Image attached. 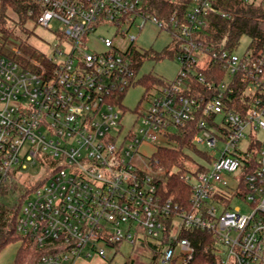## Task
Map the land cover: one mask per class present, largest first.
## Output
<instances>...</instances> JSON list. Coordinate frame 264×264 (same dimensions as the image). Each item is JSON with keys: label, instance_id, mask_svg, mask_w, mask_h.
Returning <instances> with one entry per match:
<instances>
[{"label": "built area", "instance_id": "obj_1", "mask_svg": "<svg viewBox=\"0 0 264 264\" xmlns=\"http://www.w3.org/2000/svg\"><path fill=\"white\" fill-rule=\"evenodd\" d=\"M29 1L28 14L59 42L51 55L40 52L42 59L15 46L13 55L0 50V197L7 183L33 186L16 230L44 251L37 264L106 259L123 242L153 248L168 264L178 252L188 264L194 247L183 232L189 229L213 235L217 264H264V137L258 135L264 131V39L243 55L197 41L211 10L231 17L218 8L221 0H190L183 17L163 18L145 0ZM152 17L178 43L181 68L174 80L155 86L149 105L126 128L121 94L139 79L132 53L137 36L128 33ZM111 27L128 35L130 45L121 50L115 35H99L105 49L89 51L92 35ZM199 53L207 56L205 65ZM210 65L214 78L207 79L197 67ZM194 80L205 93H189ZM192 122L194 142L211 159L205 169L197 164L183 174L192 188L188 210L164 197L156 176L135 157L160 137L172 142Z\"/></svg>", "mask_w": 264, "mask_h": 264}, {"label": "trees", "instance_id": "obj_2", "mask_svg": "<svg viewBox=\"0 0 264 264\" xmlns=\"http://www.w3.org/2000/svg\"><path fill=\"white\" fill-rule=\"evenodd\" d=\"M190 0H145V6L149 12L158 18L169 17L173 13L183 17ZM29 0H0V50L13 55L8 40L14 34L8 22L10 19L22 30H26V22L36 21V15H29L31 8ZM218 8L231 14L230 18L221 17L217 11L211 10L207 16V21L203 28L194 34V38L200 41L203 46L211 49H235L243 35L251 38V43H261L264 39V0H221ZM15 17V18H14ZM20 49V47H18ZM21 50V49H20ZM29 51V49H26ZM35 54V51H32ZM179 52L178 43L167 47L163 52L145 51L143 54L136 49L132 50L133 57L138 69L144 56H152L161 59L167 56H177ZM20 59V57H17ZM207 79L214 78V65L208 68L197 67ZM166 81L154 75H146L137 80L136 84H144L146 93L155 86L165 84ZM189 93L192 96L205 93L203 84L192 81ZM121 99L126 94H121ZM123 108L126 107L123 105ZM198 129L195 123H189L185 128L171 135L173 146H159L151 157V167L159 172L165 171L163 178L157 177V184L164 197H173L175 201L187 208L191 207L192 188L183 177L187 170L186 162H196L189 151H195L206 161H210L211 156L198 148L194 142V137ZM202 164L200 169H205ZM177 169V171H175ZM33 190V186L28 184L19 185L16 182L7 183L2 190L0 197V251L11 241L21 242L18 255L13 264H37L43 250L37 243L29 238L21 236L16 230L17 220L25 198ZM183 235L191 240L194 247L193 257L188 264H217V256L213 251L214 239L211 233L205 230L189 229ZM124 264H129L125 262Z\"/></svg>", "mask_w": 264, "mask_h": 264}, {"label": "rangeland", "instance_id": "obj_3", "mask_svg": "<svg viewBox=\"0 0 264 264\" xmlns=\"http://www.w3.org/2000/svg\"><path fill=\"white\" fill-rule=\"evenodd\" d=\"M260 1V0H259ZM15 18V17H14ZM140 24L142 23L139 20ZM8 25L11 29H13V35L8 40L9 46L20 47L21 51L27 54L28 56H32L37 59H42L43 53H48L51 55L52 47L54 44L59 42V38L50 30H46L36 21L29 20L26 22V30H22L20 26L14 23L13 17L8 22ZM116 32V27H111L109 30H104L99 28L97 32L92 35L89 41V51H101L105 49L103 43L99 40V35H106L110 37H114ZM136 35L137 39L134 42L135 49L142 54L145 51H154L161 53L167 47L173 46L175 40L171 32L167 29L160 28L156 23L154 17L145 22L140 30L133 28L130 30L128 35ZM123 35H115V44L121 49L125 50L131 43L129 36ZM67 47V46H66ZM251 48V38L248 35H243L240 39L238 46L234 49L235 53L238 55H243L247 50ZM26 49H29L27 51ZM35 51V54L32 51ZM199 56V64L205 65L207 56L198 54ZM181 68L180 60L177 56H167L161 59L154 58L152 56H144L140 62L138 67V76L139 78L145 77L146 75H154L160 77L164 81H172L174 80ZM155 93V89L148 94L146 93V86L144 84H136L130 87L126 95L123 99V105L126 107L124 109L126 111V115L124 118V124L126 128H129L133 122L135 121L136 114L135 111L138 109H142L143 107H147L149 105L148 99H151L153 94ZM148 94V98L146 95ZM259 137L262 139L264 137V131L259 132ZM246 141L242 142L243 146H246ZM175 146L174 142H170L165 138L160 137L159 140L155 143L144 144L140 148V154L135 157L137 162V166L141 169L149 170L153 175L163 178V174L160 172H156L150 168L151 166V157L155 150L159 146ZM198 148L202 151H206L208 148L205 146L198 144ZM190 155L196 162H186L185 165L187 168L195 169L197 164H205V159L198 155L195 151H189ZM35 170L32 169L31 181L35 180L33 175H35ZM188 170V169H187ZM177 171V169H175ZM39 175V174H38ZM26 180V177L24 178ZM228 180L230 184L233 185L236 181L233 176L228 175ZM27 180L25 183L31 182ZM241 204L240 201L234 200L233 206ZM243 206V205H242ZM251 210L250 206L247 205L243 207L244 212H249ZM153 242L155 240L149 239ZM21 247L20 241H11L0 251V264H13L19 249ZM117 251L114 249H110L108 253V257H94L90 259L81 258L82 261L80 264H124L128 262L129 264H168L165 263L162 257H159V254L154 252V250L150 249L145 245H141L139 243L132 245L129 242H123L118 248ZM184 258L176 253L173 263L171 264H183Z\"/></svg>", "mask_w": 264, "mask_h": 264}, {"label": "crops", "instance_id": "obj_4", "mask_svg": "<svg viewBox=\"0 0 264 264\" xmlns=\"http://www.w3.org/2000/svg\"><path fill=\"white\" fill-rule=\"evenodd\" d=\"M81 261H82V259H80V260L78 261V263H77V264H80V263H81Z\"/></svg>", "mask_w": 264, "mask_h": 264}]
</instances>
